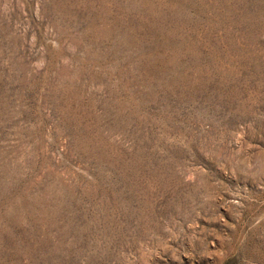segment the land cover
Segmentation results:
<instances>
[{"label":"rangeland","instance_id":"obj_1","mask_svg":"<svg viewBox=\"0 0 264 264\" xmlns=\"http://www.w3.org/2000/svg\"><path fill=\"white\" fill-rule=\"evenodd\" d=\"M0 264H264V0H0Z\"/></svg>","mask_w":264,"mask_h":264}]
</instances>
